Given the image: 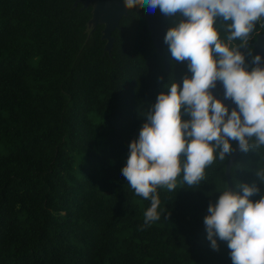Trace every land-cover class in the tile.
I'll list each match as a JSON object with an SVG mask.
<instances>
[{
    "label": "trees",
    "instance_id": "trees-1",
    "mask_svg": "<svg viewBox=\"0 0 264 264\" xmlns=\"http://www.w3.org/2000/svg\"><path fill=\"white\" fill-rule=\"evenodd\" d=\"M84 1L0 0V264H232L203 222L229 185L232 154L196 188L158 189L161 218L143 226L150 201L121 170L144 112L170 76L191 73L174 60L165 69L144 7L122 17L108 49L105 23ZM260 160L239 151L231 190L256 183L250 199L264 195Z\"/></svg>",
    "mask_w": 264,
    "mask_h": 264
},
{
    "label": "clouds",
    "instance_id": "clouds-1",
    "mask_svg": "<svg viewBox=\"0 0 264 264\" xmlns=\"http://www.w3.org/2000/svg\"><path fill=\"white\" fill-rule=\"evenodd\" d=\"M137 6L159 8L166 17L179 13L164 43L191 73L182 86L170 76L166 91L144 112L146 122L121 170L134 194L150 201L143 212V226H150L162 214L158 189L196 188L207 168L236 151L233 141L241 152L260 154L255 175L264 184V57L250 46L258 26L264 29V0H125L126 8ZM217 82L224 100L235 105L231 110L213 93ZM219 192L203 221L211 248L218 251L223 241L232 264H264V195L250 199L261 188L238 182L235 191L227 184Z\"/></svg>",
    "mask_w": 264,
    "mask_h": 264
},
{
    "label": "water",
    "instance_id": "water-1",
    "mask_svg": "<svg viewBox=\"0 0 264 264\" xmlns=\"http://www.w3.org/2000/svg\"><path fill=\"white\" fill-rule=\"evenodd\" d=\"M91 2H94V0H85L84 6L87 7ZM97 7L99 9L96 8V11L93 9L94 16L92 22H94L95 24L100 21L104 23L107 22V24L105 23L106 26L104 29L103 36L108 39L107 48L110 49L113 41V38L111 37V31L118 27L121 17L126 14L127 8L125 7V0H103L101 4H97ZM101 7H104V10L106 8L112 10L110 11L109 17L104 20L99 19ZM112 7L115 8L113 9ZM114 11H116L117 14H112ZM146 17L148 20V28L151 32V38L153 40L154 46L156 47L158 54L164 57L165 69L169 70L173 58L168 50V45L164 43V37L166 35L167 30L171 27V24L179 19V13H177L173 17H166L160 12L159 8H157L155 12H147ZM254 48L255 55L260 54L262 57H264V32L257 37V40L254 43ZM182 63L187 65V61ZM180 83L182 86L183 79L180 81ZM212 91L218 98L224 100V88L221 82H217L216 88L212 89ZM224 102L229 105L230 110L232 107H235L231 100H224ZM235 149L236 151L232 153V156L230 157L226 166V175L228 177L230 189L231 166L233 165L240 151L238 145L235 147Z\"/></svg>",
    "mask_w": 264,
    "mask_h": 264
},
{
    "label": "rangeland",
    "instance_id": "rangeland-1",
    "mask_svg": "<svg viewBox=\"0 0 264 264\" xmlns=\"http://www.w3.org/2000/svg\"><path fill=\"white\" fill-rule=\"evenodd\" d=\"M98 2H99V0H94V3H95V6H94V10L96 11V8L97 9H99L98 7H97V4H98ZM103 9V10H102ZM110 11H112L111 9H108V8H106L105 10H104V7H101V10H100V14H99V19H106L107 17H109V15H110ZM112 14H117V12L116 11H114ZM106 24H107V22H105Z\"/></svg>",
    "mask_w": 264,
    "mask_h": 264
},
{
    "label": "flooded vegetation",
    "instance_id": "flooded-vegetation-1",
    "mask_svg": "<svg viewBox=\"0 0 264 264\" xmlns=\"http://www.w3.org/2000/svg\"><path fill=\"white\" fill-rule=\"evenodd\" d=\"M102 2H103V0H99L98 3L101 4ZM93 4H94V6H95V3H94V2H93ZM112 8L114 9L115 7H112ZM128 11H129V9L127 8V9H126V14L128 13ZM126 14H124L123 16H125ZM123 16H122V17H123ZM122 17H121V19H122ZM121 19H120V20H121ZM119 23H120V22H119ZM105 26H106V25H105ZM118 27H119V25H118Z\"/></svg>",
    "mask_w": 264,
    "mask_h": 264
}]
</instances>
